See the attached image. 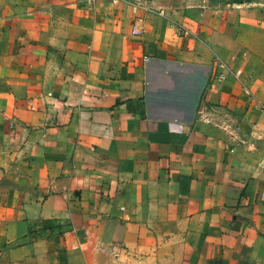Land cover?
I'll use <instances>...</instances> for the list:
<instances>
[{
	"label": "crops",
	"instance_id": "0c3cea01",
	"mask_svg": "<svg viewBox=\"0 0 264 264\" xmlns=\"http://www.w3.org/2000/svg\"><path fill=\"white\" fill-rule=\"evenodd\" d=\"M131 2L0 0V264H264V0Z\"/></svg>",
	"mask_w": 264,
	"mask_h": 264
},
{
	"label": "built area",
	"instance_id": "2783aa9c",
	"mask_svg": "<svg viewBox=\"0 0 264 264\" xmlns=\"http://www.w3.org/2000/svg\"><path fill=\"white\" fill-rule=\"evenodd\" d=\"M90 2H95L97 0H87ZM114 4H118L121 0H111ZM149 1L150 0H132L131 2V8L132 11L134 12V14H137L139 12V10L141 9H146V10H152V7L149 5ZM138 31L136 30V26L133 29V33H137ZM223 66H225L224 64H222ZM235 77L237 78H241L242 75V70H236L234 72ZM244 89L246 91H249V88H247L246 86H244ZM113 259L111 260V264H118L117 260H118V252L113 250ZM123 264V263H122Z\"/></svg>",
	"mask_w": 264,
	"mask_h": 264
},
{
	"label": "trees",
	"instance_id": "16d2710c",
	"mask_svg": "<svg viewBox=\"0 0 264 264\" xmlns=\"http://www.w3.org/2000/svg\"><path fill=\"white\" fill-rule=\"evenodd\" d=\"M41 223L44 224L45 229H50V228H52V225H53V223L49 220H42ZM57 226L60 227L61 222H58Z\"/></svg>",
	"mask_w": 264,
	"mask_h": 264
}]
</instances>
